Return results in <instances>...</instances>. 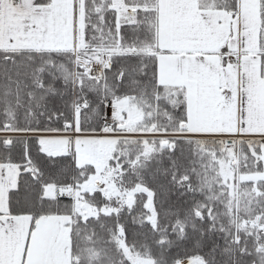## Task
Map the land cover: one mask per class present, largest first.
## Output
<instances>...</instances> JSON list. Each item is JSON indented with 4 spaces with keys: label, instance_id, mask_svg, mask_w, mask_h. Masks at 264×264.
<instances>
[{
    "label": "snow or ice",
    "instance_id": "snow-or-ice-1",
    "mask_svg": "<svg viewBox=\"0 0 264 264\" xmlns=\"http://www.w3.org/2000/svg\"><path fill=\"white\" fill-rule=\"evenodd\" d=\"M0 264H264V0H0Z\"/></svg>",
    "mask_w": 264,
    "mask_h": 264
}]
</instances>
